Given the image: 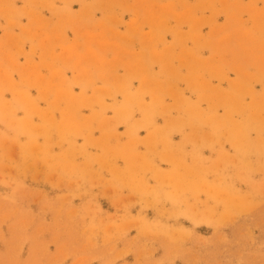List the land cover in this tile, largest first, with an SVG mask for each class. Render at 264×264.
<instances>
[{
    "label": "rangeland",
    "instance_id": "1",
    "mask_svg": "<svg viewBox=\"0 0 264 264\" xmlns=\"http://www.w3.org/2000/svg\"><path fill=\"white\" fill-rule=\"evenodd\" d=\"M0 264H264V0H0Z\"/></svg>",
    "mask_w": 264,
    "mask_h": 264
}]
</instances>
